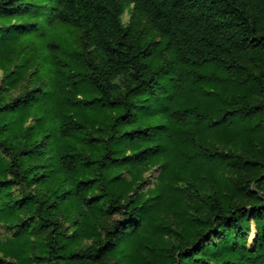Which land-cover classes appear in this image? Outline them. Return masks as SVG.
I'll use <instances>...</instances> for the list:
<instances>
[{"label":"trees","instance_id":"obj_1","mask_svg":"<svg viewBox=\"0 0 264 264\" xmlns=\"http://www.w3.org/2000/svg\"><path fill=\"white\" fill-rule=\"evenodd\" d=\"M0 264H264V0H0Z\"/></svg>","mask_w":264,"mask_h":264},{"label":"rangeland","instance_id":"obj_2","mask_svg":"<svg viewBox=\"0 0 264 264\" xmlns=\"http://www.w3.org/2000/svg\"><path fill=\"white\" fill-rule=\"evenodd\" d=\"M129 18H130V12L129 11H126L123 14V17H122L123 23L125 24L126 22H128ZM147 37L149 39L160 40V37L158 36V34H156V32L153 29H148L147 30ZM16 69H17V71H18L19 74H26L27 73V74L31 75V73L33 72L32 71V68L27 69L26 67L25 68L17 67ZM5 71H7L6 68H4L3 70H1V73L2 72H5ZM21 90H22V87L20 86L19 88L15 89V90L9 91L8 92V96L17 95L18 93H20ZM254 229L255 228L253 226V230ZM253 238H254V233H251L250 235H248V241L249 242H252Z\"/></svg>","mask_w":264,"mask_h":264}]
</instances>
